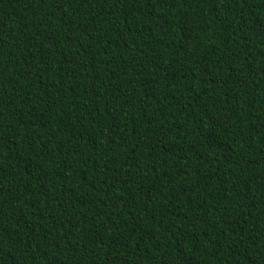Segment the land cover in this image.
Wrapping results in <instances>:
<instances>
[{"label": "trees", "instance_id": "16d2710c", "mask_svg": "<svg viewBox=\"0 0 264 264\" xmlns=\"http://www.w3.org/2000/svg\"><path fill=\"white\" fill-rule=\"evenodd\" d=\"M0 264H264V0H0Z\"/></svg>", "mask_w": 264, "mask_h": 264}]
</instances>
